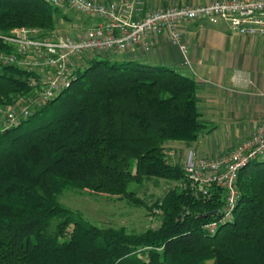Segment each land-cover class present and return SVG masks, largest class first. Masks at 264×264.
<instances>
[{
	"label": "trees",
	"instance_id": "16d2710c",
	"mask_svg": "<svg viewBox=\"0 0 264 264\" xmlns=\"http://www.w3.org/2000/svg\"><path fill=\"white\" fill-rule=\"evenodd\" d=\"M61 11L47 0H0V34L51 32ZM111 56H95L62 93L0 129V264H264V156L239 170L233 218L208 233L223 189H182V164L166 155L174 150L167 142L189 145L202 133L197 83L167 66ZM24 76L0 65V105L28 91ZM152 178L176 186L148 205L129 186ZM67 187L129 198L158 226H100L59 202Z\"/></svg>",
	"mask_w": 264,
	"mask_h": 264
},
{
	"label": "built area",
	"instance_id": "2783aa9c",
	"mask_svg": "<svg viewBox=\"0 0 264 264\" xmlns=\"http://www.w3.org/2000/svg\"><path fill=\"white\" fill-rule=\"evenodd\" d=\"M65 5L76 14L96 20L95 24L77 33L58 26L51 32L36 27H16L0 34L7 49L0 51V65L15 66L24 72L28 91L10 103L0 105V129L15 125L68 88L75 74L99 54L116 55L127 50L148 51L151 37L164 36L176 45L183 64L189 65L188 47L182 40V25L207 18L225 21L231 32L258 35L264 38V0H213L197 5H171L141 11L138 0H47ZM166 155L173 158L174 150ZM264 156V112L258 124L232 149L216 157H197L188 149L181 160L186 179L182 189L197 195L206 193L205 184L213 183L224 191L220 215L204 224V230L215 233L218 227L232 220L239 198V170Z\"/></svg>",
	"mask_w": 264,
	"mask_h": 264
},
{
	"label": "crops",
	"instance_id": "0c3cea01",
	"mask_svg": "<svg viewBox=\"0 0 264 264\" xmlns=\"http://www.w3.org/2000/svg\"><path fill=\"white\" fill-rule=\"evenodd\" d=\"M138 1L141 15L171 5H197L213 0ZM60 8L58 27L67 24L63 28L66 32L73 33L69 31L73 29L77 33L96 22L90 17H80L65 5ZM182 32V40L188 47L189 65L183 64L179 48L164 36L151 37L148 51L127 50L111 56L118 60L134 59L167 66L192 77L197 83L198 108L204 123L202 133L189 145L179 141L166 143L174 148L173 159L180 163L188 149H193L197 157H216L232 149L255 128L264 112L263 37L233 33L225 21L212 22L207 18L184 23Z\"/></svg>",
	"mask_w": 264,
	"mask_h": 264
},
{
	"label": "rangeland",
	"instance_id": "374dc122",
	"mask_svg": "<svg viewBox=\"0 0 264 264\" xmlns=\"http://www.w3.org/2000/svg\"><path fill=\"white\" fill-rule=\"evenodd\" d=\"M64 25L67 24L64 23L59 27L63 29ZM69 31L75 33L73 29ZM172 186L176 184L168 180L152 178L132 183L129 189L134 196L151 205L156 198L161 197ZM58 200L64 206L80 211L84 217L100 226L123 227L127 233H139L158 226L157 216L153 215L147 207H140L129 198L118 199L67 187L58 195Z\"/></svg>",
	"mask_w": 264,
	"mask_h": 264
}]
</instances>
